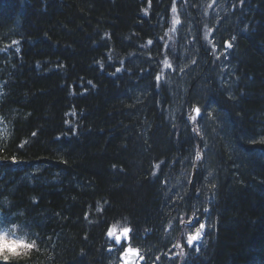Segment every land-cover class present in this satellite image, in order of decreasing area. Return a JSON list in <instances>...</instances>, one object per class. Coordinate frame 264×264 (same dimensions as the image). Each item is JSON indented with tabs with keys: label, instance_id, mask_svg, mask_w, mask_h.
Instances as JSON below:
<instances>
[{
	"label": "trees",
	"instance_id": "16d2710c",
	"mask_svg": "<svg viewBox=\"0 0 264 264\" xmlns=\"http://www.w3.org/2000/svg\"><path fill=\"white\" fill-rule=\"evenodd\" d=\"M230 1L221 87L206 0H0V224L35 241L0 264H109L111 227L151 241L194 204L190 264H264V0Z\"/></svg>",
	"mask_w": 264,
	"mask_h": 264
},
{
	"label": "flooded vegetation",
	"instance_id": "af4514ba",
	"mask_svg": "<svg viewBox=\"0 0 264 264\" xmlns=\"http://www.w3.org/2000/svg\"><path fill=\"white\" fill-rule=\"evenodd\" d=\"M186 223V224H185ZM183 223L185 228L177 233L167 231L164 239H155L154 245L147 249H142V256L144 260L141 264H174L175 259L183 260L186 252L190 251L198 240V232L202 229L201 217L195 215L187 222ZM167 239L171 245V249L166 248L165 243ZM132 241V239H131ZM145 243V242H144ZM125 249L124 246L115 247L110 252L109 264H120V255ZM171 252L174 254L171 255ZM177 264H180L179 262Z\"/></svg>",
	"mask_w": 264,
	"mask_h": 264
},
{
	"label": "rangeland",
	"instance_id": "374dc122",
	"mask_svg": "<svg viewBox=\"0 0 264 264\" xmlns=\"http://www.w3.org/2000/svg\"><path fill=\"white\" fill-rule=\"evenodd\" d=\"M206 7V11L207 12H210V17L211 19H213V22L216 24L218 23L220 20H221V17L223 16L222 15V10L219 9L217 7V5L215 6V8L213 9V2L212 1H209L208 3H205L204 5ZM231 43L233 44V41H231ZM216 52H217V55H218V58L222 60V73L220 75V77L218 78V82H219V85L221 87H224L225 86V82L227 81H231V77L235 74V69H234V66L232 64V61H231V56H230V53H229V50L226 49L225 45H217L216 46ZM236 85V81H233L231 83V86L234 87ZM182 87V84H179V83H171V89L173 90V94L175 95L174 97V102L176 104H178V96L177 94L179 93V88ZM183 93L186 92V90L182 87L181 88ZM200 97H203V96H200ZM182 106V103L180 104V107ZM178 107V108H180ZM205 160H206V163H205V169L208 171V160H207V154L205 156ZM178 185H181V182L180 181H176L174 184H173V187H177ZM115 229V228H113ZM113 229H112V232H113ZM116 232V229L114 231V233ZM111 236V235H110Z\"/></svg>",
	"mask_w": 264,
	"mask_h": 264
},
{
	"label": "clouds",
	"instance_id": "9594fccd",
	"mask_svg": "<svg viewBox=\"0 0 264 264\" xmlns=\"http://www.w3.org/2000/svg\"><path fill=\"white\" fill-rule=\"evenodd\" d=\"M34 243L30 231L20 223L0 224V255L29 250Z\"/></svg>",
	"mask_w": 264,
	"mask_h": 264
},
{
	"label": "water",
	"instance_id": "95a60500",
	"mask_svg": "<svg viewBox=\"0 0 264 264\" xmlns=\"http://www.w3.org/2000/svg\"><path fill=\"white\" fill-rule=\"evenodd\" d=\"M129 232V230H128ZM127 232V233H128ZM123 236H126L124 232L122 233ZM122 235L118 236L116 242L120 243L122 240ZM138 257V251L135 249H131L130 247L127 249L126 253L122 255V264H135V261Z\"/></svg>",
	"mask_w": 264,
	"mask_h": 264
},
{
	"label": "bare ground",
	"instance_id": "6f19581e",
	"mask_svg": "<svg viewBox=\"0 0 264 264\" xmlns=\"http://www.w3.org/2000/svg\"><path fill=\"white\" fill-rule=\"evenodd\" d=\"M198 21H199V23H198V26L200 25V18L198 17ZM221 24H222V22H221ZM221 27H223L225 30L227 29V28H225V25H221ZM197 29V28H196ZM220 29H222V28H220ZM197 34V32L196 31H194V32H191V34L190 35H196ZM225 40H231V41H236V36H233V37H228V38H225ZM184 107H183V105L180 107V110L181 109H183ZM198 184H201V183H198Z\"/></svg>",
	"mask_w": 264,
	"mask_h": 264
},
{
	"label": "snow or ice",
	"instance_id": "6c2138e0",
	"mask_svg": "<svg viewBox=\"0 0 264 264\" xmlns=\"http://www.w3.org/2000/svg\"><path fill=\"white\" fill-rule=\"evenodd\" d=\"M197 112H199V109L196 110ZM203 227V225H202ZM115 231V229H113V232ZM113 232H110L109 235H112ZM128 232V229H125L124 230V233L127 234ZM0 258H2L3 260L7 261L9 259V256L8 255H0Z\"/></svg>",
	"mask_w": 264,
	"mask_h": 264
}]
</instances>
